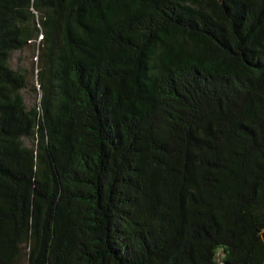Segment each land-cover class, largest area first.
Masks as SVG:
<instances>
[{
  "label": "trees",
  "instance_id": "trees-1",
  "mask_svg": "<svg viewBox=\"0 0 264 264\" xmlns=\"http://www.w3.org/2000/svg\"><path fill=\"white\" fill-rule=\"evenodd\" d=\"M22 263L264 264V0H0V264Z\"/></svg>",
  "mask_w": 264,
  "mask_h": 264
},
{
  "label": "rangeland",
  "instance_id": "rangeland-1",
  "mask_svg": "<svg viewBox=\"0 0 264 264\" xmlns=\"http://www.w3.org/2000/svg\"><path fill=\"white\" fill-rule=\"evenodd\" d=\"M10 63L13 67L23 70L27 73L29 86L25 90L26 101L29 105L41 99V92L33 89L34 82H37L35 74L37 73V52L35 45H27L24 49L14 51ZM23 264V263H22Z\"/></svg>",
  "mask_w": 264,
  "mask_h": 264
}]
</instances>
